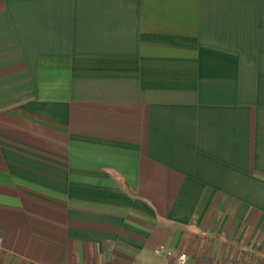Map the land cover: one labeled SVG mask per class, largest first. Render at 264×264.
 Returning <instances> with one entry per match:
<instances>
[{"label": "crops", "instance_id": "1", "mask_svg": "<svg viewBox=\"0 0 264 264\" xmlns=\"http://www.w3.org/2000/svg\"><path fill=\"white\" fill-rule=\"evenodd\" d=\"M263 264L264 0H0V264Z\"/></svg>", "mask_w": 264, "mask_h": 264}, {"label": "built area", "instance_id": "2", "mask_svg": "<svg viewBox=\"0 0 264 264\" xmlns=\"http://www.w3.org/2000/svg\"><path fill=\"white\" fill-rule=\"evenodd\" d=\"M132 264H141V263L133 262ZM173 264H189V255L186 252H179ZM231 264H244V263L239 261Z\"/></svg>", "mask_w": 264, "mask_h": 264}, {"label": "trees", "instance_id": "3", "mask_svg": "<svg viewBox=\"0 0 264 264\" xmlns=\"http://www.w3.org/2000/svg\"><path fill=\"white\" fill-rule=\"evenodd\" d=\"M262 263L264 264V255H263V257H262Z\"/></svg>", "mask_w": 264, "mask_h": 264}, {"label": "rangeland", "instance_id": "4", "mask_svg": "<svg viewBox=\"0 0 264 264\" xmlns=\"http://www.w3.org/2000/svg\"><path fill=\"white\" fill-rule=\"evenodd\" d=\"M231 263H234V262H231ZM231 263H230V264H231Z\"/></svg>", "mask_w": 264, "mask_h": 264}]
</instances>
